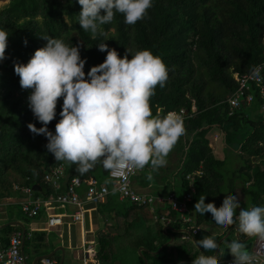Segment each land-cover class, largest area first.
Masks as SVG:
<instances>
[{
    "label": "trees",
    "instance_id": "obj_1",
    "mask_svg": "<svg viewBox=\"0 0 264 264\" xmlns=\"http://www.w3.org/2000/svg\"><path fill=\"white\" fill-rule=\"evenodd\" d=\"M80 11L77 0H9L0 6V29L9 32L5 58L0 61V203L15 194V181L45 198L57 194L45 175L61 163L65 165V177L60 191L77 176L98 178L114 188L109 171L101 163L80 174L76 164L55 161L47 151L46 137L34 135L27 127L30 122L42 125L29 108L31 90L21 88L14 68L17 63L26 64L38 48L46 45L42 36L80 45L81 58H86V74L107 55L98 50V43H107L121 57L128 49L134 53L147 48L169 68L165 87L157 86L151 97L153 115L183 109L187 114L183 119L185 133L167 156V161L176 157L172 166L166 163L158 170L150 166L137 170L133 188L137 192L148 188L154 196L163 197L176 193L182 198L191 192L193 198L185 213L191 221L184 222L170 204L137 206L112 191L98 208L112 223L99 233L97 260L100 264H115L125 249L124 239H131L129 244L139 264H144L138 254L140 246L147 248L144 253L149 264H192L201 254L215 255L198 247L197 241L211 236L219 243L227 231L235 232L236 225L221 229L211 213H196L194 205L199 196L205 194V203L212 202L219 208L225 198L236 195L241 188L249 196L248 203L240 201L243 208L264 206V99L255 91L254 102L233 114L227 101L238 86L235 76L264 62V0H153L145 18L135 25L125 24L123 15L117 13L110 24L101 26L104 35L85 32L78 23ZM62 104L61 97L57 115L48 125L53 132L61 118ZM214 129L224 134L223 158L217 157L211 146L209 134ZM11 173L20 179L11 178ZM163 217L178 231L167 232L168 222ZM196 226L202 227L200 233L189 235L188 231ZM15 228L20 229L12 225L4 229ZM171 234L175 236L173 241ZM45 235L33 232L29 237L28 243L36 253H49L42 247Z\"/></svg>",
    "mask_w": 264,
    "mask_h": 264
},
{
    "label": "clouds",
    "instance_id": "obj_2",
    "mask_svg": "<svg viewBox=\"0 0 264 264\" xmlns=\"http://www.w3.org/2000/svg\"><path fill=\"white\" fill-rule=\"evenodd\" d=\"M77 2L81 6L80 27L100 35L105 34L101 26L110 24L117 13L123 15L125 24L135 25L153 6V0ZM8 37L9 32L0 29V61L5 58ZM42 37L47 40L46 45L38 48L26 64L17 63L14 71L21 88L31 90L29 108L42 125L37 127L30 122L27 127L34 135L46 137L47 151L55 161L76 164L80 174L89 172L99 162L114 178L129 167L136 170L164 167L185 127L180 114L153 115L151 110L150 100L157 86L165 87L169 78V68L163 59L147 48L134 53L128 49L121 57L107 43H98V50L107 55L86 74V58H81L80 45ZM251 75L255 80L264 79L256 68L251 69ZM61 97V118L53 132L48 125L57 115ZM205 197L201 194L195 203L196 213H211L219 228L235 224L240 234L264 241V206L243 208L237 194L225 198L217 208L212 202L205 203ZM222 243L226 245L223 249L211 236L199 239L197 246L215 255L201 254L192 264H223L226 249L233 257L231 264H261L243 241Z\"/></svg>",
    "mask_w": 264,
    "mask_h": 264
},
{
    "label": "built area",
    "instance_id": "obj_3",
    "mask_svg": "<svg viewBox=\"0 0 264 264\" xmlns=\"http://www.w3.org/2000/svg\"><path fill=\"white\" fill-rule=\"evenodd\" d=\"M262 76H264V62L259 63L255 67ZM238 84L234 92L228 95V103L230 105L231 114L243 105H251L255 100V91L258 92L260 98L264 99V79L255 80L252 78L251 71L235 76ZM264 110V104L262 105ZM195 110V108H194ZM184 119L187 114L186 110L176 112ZM136 169L129 167L119 173L117 177H113L109 172V177L113 180L114 186L117 187L119 198L121 200L128 199L134 205L141 206L145 204H170L173 210L181 214L184 222H190L185 213L187 212V204L192 200V193H186L182 198L176 193H170L168 196H154L151 194L137 192L133 188V177L136 174ZM65 177V165L61 163L57 167L51 168L45 175L46 182L52 184L57 194H51L44 197L42 194H34L32 187L21 186L15 183L14 189L21 191L25 196L20 202L21 211L28 217L35 218L40 216L43 211L49 213L48 224L51 227L60 225L64 222V217H71L74 221H82L88 211V206H99L107 202L112 189L106 182H101L98 178L83 179L79 176L72 178L65 185V190L62 188V178ZM72 205L74 210L70 213L55 214L49 212L55 206ZM152 208H154L152 206ZM169 224L170 220L163 217ZM202 227L196 226L188 231L189 235L199 234ZM184 238L188 236H183ZM24 242V233L21 230L15 231L11 237L9 244L0 251L1 264H27L25 255L22 252ZM264 264V241L256 239L250 251ZM233 259V258H232ZM232 259H227L223 264H231ZM41 264H59L58 260L52 257H43L40 260Z\"/></svg>",
    "mask_w": 264,
    "mask_h": 264
},
{
    "label": "crops",
    "instance_id": "obj_4",
    "mask_svg": "<svg viewBox=\"0 0 264 264\" xmlns=\"http://www.w3.org/2000/svg\"><path fill=\"white\" fill-rule=\"evenodd\" d=\"M16 182L17 181H15V183ZM14 192L15 194L13 196L0 203V251L9 244L11 235L15 231L21 230L22 232H26L24 255L27 264H41L39 256L46 254H51V257L58 260L59 264H73L72 261H74L75 264H100L97 260L99 251L98 237L99 233L106 229L105 223L101 219L102 215L99 213L98 208L100 206L89 205L85 218L82 221H74L71 217H64V222L62 224L51 227L48 224L49 213L47 211H43L40 216L35 218L26 216L20 208V202L25 199V196L21 191L16 190ZM140 192L153 195L148 188H143ZM70 208V206H55L49 212L55 214H70L73 211L72 209L70 210ZM12 221H15L16 223L11 224ZM107 222L110 224V220H107ZM170 224L165 226V230L168 232V229H170L175 232V227ZM11 225L19 226L20 229H4ZM33 232H45L46 235L42 247L46 248L49 253L39 254L36 253V250L31 249L28 239L33 236ZM226 234H229L227 240H239V237L242 239L248 238V236L244 237L243 234H240L236 228L235 232L232 233V231L229 230ZM128 237L129 235L124 236V238ZM172 237L175 239V236L171 234L170 241H173ZM250 239L251 238L244 242L246 247L249 244ZM130 240L131 239H124L125 245L123 247L125 249L128 248ZM37 244L39 243L37 242ZM220 247L223 249L225 243H221ZM163 248L164 246H162L157 252L161 251ZM247 249L248 251H251L252 248ZM145 251H148L145 246H140L138 248V254L143 258H146L147 264H149L150 261L144 253ZM222 260L223 262L226 260L224 256ZM115 264H125V262L117 260Z\"/></svg>",
    "mask_w": 264,
    "mask_h": 264
},
{
    "label": "rangeland",
    "instance_id": "obj_5",
    "mask_svg": "<svg viewBox=\"0 0 264 264\" xmlns=\"http://www.w3.org/2000/svg\"><path fill=\"white\" fill-rule=\"evenodd\" d=\"M9 0H0V6L4 5L5 3H7ZM129 55V54H128ZM130 57V55H129ZM194 108H196L195 106L193 107V110ZM209 137L211 138V146L214 148V151L217 155V157L219 158H223L225 156V150H224V147L226 146V143L224 141V134L223 132L220 130V129H214L210 134H209ZM176 160V157L173 156L171 158V160L167 161L168 163V166H172V161ZM166 166V165H165ZM14 176H17L19 179L20 177L18 175H16L15 173H11L10 177H14ZM110 180H112L110 177H109ZM113 181V180H112ZM239 195V199L240 201H245L246 203L249 202V196L245 193V191H243L241 188H238L236 190V195ZM193 198V197H192ZM9 199V198H8ZM71 207L70 210H74L73 206L72 205H68V207ZM101 219L102 221L105 223V227L107 229L108 227V224L109 222H107V220L105 218H103L101 216ZM112 223V220H110V224ZM105 229V230H106ZM224 236H227L224 235ZM223 236V237H224ZM222 237V238H223ZM250 242L251 243V246L250 248L253 247L254 245V242L256 241L257 237L253 236V237H250ZM130 247H128L127 249H123V253L121 252V257H120V260L124 261L125 264H139V260H138V256L136 255L135 251H134V248L132 245L129 244ZM232 259V258H230ZM119 261V260H118ZM73 264H75L74 261H72Z\"/></svg>",
    "mask_w": 264,
    "mask_h": 264
},
{
    "label": "water",
    "instance_id": "obj_6",
    "mask_svg": "<svg viewBox=\"0 0 264 264\" xmlns=\"http://www.w3.org/2000/svg\"><path fill=\"white\" fill-rule=\"evenodd\" d=\"M14 223H16V222H15V221H12V222H11V224H14ZM235 228L237 229V226H236ZM186 231H187V230H186ZM23 233H24V242H23L22 252H23V254H25V253H24V246H25L26 232L24 231ZM228 235H229V234H227V236H224L223 238H221V240H220V242H219L220 245H221V243H222L223 241H226V242L231 241V240H227ZM249 238H250V237H248V238H246V239H242L241 237H239V240H240V241H243V242H246V241L249 240ZM172 239L174 240V237H172ZM225 246H226V245H225ZM250 246H251V243H249V244L247 245V248H250ZM51 256H52L51 254H46V255L39 256V258L41 259V258H43V257H51ZM224 258H225L226 260H227V259H230V258H233V257L230 255V253H229V251H228L227 249L225 250ZM144 260H145L144 264H147V259L144 258ZM26 263H27V261H26Z\"/></svg>",
    "mask_w": 264,
    "mask_h": 264
}]
</instances>
